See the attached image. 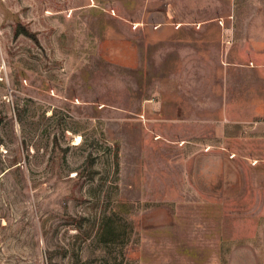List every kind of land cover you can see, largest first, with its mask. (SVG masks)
<instances>
[{
	"label": "rangeland",
	"instance_id": "374dc122",
	"mask_svg": "<svg viewBox=\"0 0 264 264\" xmlns=\"http://www.w3.org/2000/svg\"><path fill=\"white\" fill-rule=\"evenodd\" d=\"M189 1L0 0V264L264 258V0Z\"/></svg>",
	"mask_w": 264,
	"mask_h": 264
},
{
	"label": "crops",
	"instance_id": "0c3cea01",
	"mask_svg": "<svg viewBox=\"0 0 264 264\" xmlns=\"http://www.w3.org/2000/svg\"><path fill=\"white\" fill-rule=\"evenodd\" d=\"M187 4L188 5L192 4V7L190 9L191 13L187 14L186 10H182V13H184V14H182L181 20L176 21L177 29L179 31H183V32H188L189 31V32H192L191 35H197V36L201 37V36H203V32L198 30V29L203 27L204 30L207 31L208 28L210 29L211 26H213V25L215 26V23L213 22L214 20L213 21H208L206 19H203L202 18L203 11H201L202 8L200 10H195L197 7L198 8L201 7V5H202L201 0H190ZM233 10H234L233 7H231L229 13H231V11H233ZM216 11H218V10L216 9ZM169 13L174 14V15L177 14L178 16L180 14V13H177L176 11H174L173 8H170ZM230 16L232 17V14H230ZM222 24L224 25L223 22H222ZM246 24H247V26H246V29H245L246 30V34H245L246 38L245 39H246V41H248L247 43L250 42L251 38H254L257 42H261V43L264 44V24H261L259 22L257 23V25H258L257 26V30H258V32H257L258 34L257 35H255V34L253 35V33L250 32V24L251 23L248 22ZM197 25H199V28H197ZM168 27H171V26H168ZM250 35H252L254 37L250 38ZM180 36L184 37V35L182 33L180 34ZM197 39L198 40L200 39V41L203 40V38H197ZM217 40H220V39L217 38ZM206 41L208 42V45H209L210 43L212 44L213 40L210 38L209 40H206ZM218 43L221 44L223 42H218ZM242 43L246 44V42H244V41H242ZM209 51H210L209 53H213V52H215V48L211 46L209 48ZM217 51H218V49H217ZM200 52H202V50H200ZM259 264H264V258L263 259L260 258Z\"/></svg>",
	"mask_w": 264,
	"mask_h": 264
}]
</instances>
